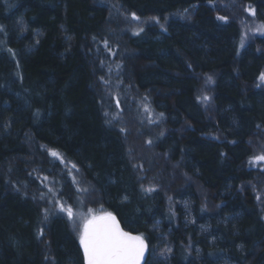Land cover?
Segmentation results:
<instances>
[{
  "label": "trees",
  "instance_id": "trees-1",
  "mask_svg": "<svg viewBox=\"0 0 264 264\" xmlns=\"http://www.w3.org/2000/svg\"><path fill=\"white\" fill-rule=\"evenodd\" d=\"M263 28L264 0H0V264H85L89 209L143 264H264Z\"/></svg>",
  "mask_w": 264,
  "mask_h": 264
},
{
  "label": "snow or ice",
  "instance_id": "snow-or-ice-1",
  "mask_svg": "<svg viewBox=\"0 0 264 264\" xmlns=\"http://www.w3.org/2000/svg\"><path fill=\"white\" fill-rule=\"evenodd\" d=\"M133 17L136 18L135 14ZM220 19L225 18L220 17ZM259 79L264 81V73ZM204 99L206 100L208 97H204ZM51 155L59 158L56 152H51ZM254 160L264 161V155L254 157ZM44 179L46 180L47 177ZM150 190L148 189V191ZM57 203L59 210L66 212L69 220H72L74 216L72 207ZM47 215L48 210L45 209L46 219ZM42 234L41 231L40 235ZM79 241L83 248L86 264H141L147 249L143 236L125 232L120 228L112 213L96 215L92 213L91 209H89V215L82 224ZM165 251L170 250L166 249Z\"/></svg>",
  "mask_w": 264,
  "mask_h": 264
},
{
  "label": "bare ground",
  "instance_id": "bare-ground-1",
  "mask_svg": "<svg viewBox=\"0 0 264 264\" xmlns=\"http://www.w3.org/2000/svg\"><path fill=\"white\" fill-rule=\"evenodd\" d=\"M209 5L210 6H212L216 11H217V13H218V19L219 20H221L220 19V15L221 14H223L224 13V11H225V13L226 12H228L229 10H230V7L228 6V4L225 2V4H222V3H220V2H211V3H209ZM262 33H264V28L262 29ZM241 46H243V44H241L240 43V45H239V48L238 49H241ZM56 170V169H55ZM54 171V169H52V171L51 172H53ZM65 171H67V173L69 174V175H71V168L70 167H65ZM54 176V175H53ZM68 184V182H63V183H61V186L63 187V186H65V185H67ZM70 186V185H69ZM71 188H72V190H73V192H74V187H72V186H70Z\"/></svg>",
  "mask_w": 264,
  "mask_h": 264
},
{
  "label": "water",
  "instance_id": "water-1",
  "mask_svg": "<svg viewBox=\"0 0 264 264\" xmlns=\"http://www.w3.org/2000/svg\"><path fill=\"white\" fill-rule=\"evenodd\" d=\"M112 215L115 216L114 214H112ZM115 218H116V221L118 222L120 228L123 229L125 232H129V233H131V234H133V235H138V234H136V233H133V232H130V231H126V230L121 226V224H120V222H119V220L117 219L116 216H115ZM81 249H82V253H83V248H82V246H81ZM146 252H147V249H146V251H145L144 259L141 261V264H143L144 261H145ZM83 257H84V253H83ZM85 264H86V262H85Z\"/></svg>",
  "mask_w": 264,
  "mask_h": 264
},
{
  "label": "rangeland",
  "instance_id": "rangeland-1",
  "mask_svg": "<svg viewBox=\"0 0 264 264\" xmlns=\"http://www.w3.org/2000/svg\"><path fill=\"white\" fill-rule=\"evenodd\" d=\"M152 155V157L154 156V154H151Z\"/></svg>",
  "mask_w": 264,
  "mask_h": 264
}]
</instances>
